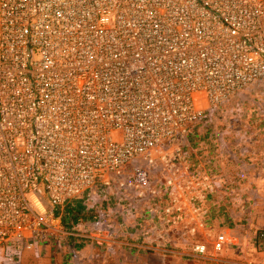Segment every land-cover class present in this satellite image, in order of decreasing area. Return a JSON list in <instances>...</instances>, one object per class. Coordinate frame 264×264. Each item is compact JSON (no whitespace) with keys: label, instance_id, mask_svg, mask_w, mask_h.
I'll return each instance as SVG.
<instances>
[{"label":"built area","instance_id":"obj_1","mask_svg":"<svg viewBox=\"0 0 264 264\" xmlns=\"http://www.w3.org/2000/svg\"><path fill=\"white\" fill-rule=\"evenodd\" d=\"M263 82L264 0H0V247L60 241L75 201L154 196V161Z\"/></svg>","mask_w":264,"mask_h":264},{"label":"crops","instance_id":"obj_2","mask_svg":"<svg viewBox=\"0 0 264 264\" xmlns=\"http://www.w3.org/2000/svg\"><path fill=\"white\" fill-rule=\"evenodd\" d=\"M248 121L228 136L206 129L189 136L183 193L173 178L163 199L157 187L165 181L151 182L154 196L75 201L56 211L68 235L30 248L8 245L0 264H201L191 254L196 244L206 245L212 264H264V112ZM221 231L236 244L215 252Z\"/></svg>","mask_w":264,"mask_h":264},{"label":"rangeland","instance_id":"obj_3","mask_svg":"<svg viewBox=\"0 0 264 264\" xmlns=\"http://www.w3.org/2000/svg\"><path fill=\"white\" fill-rule=\"evenodd\" d=\"M264 112V82L259 86H256L238 97H235L225 105L219 107L216 112L212 114L205 127L198 126L193 129L187 137L192 135L193 132H203V130H207L210 132L211 136H215L216 133H221L222 135H229L230 133L242 128H246L250 122L248 121V117H253L255 114H260ZM224 132V133H222ZM220 134V135H221ZM186 140V143H187ZM213 142H215V138H213ZM184 148H182L181 152L178 155L168 153L157 160L154 161L151 168L149 169L150 178L152 183H159L162 181L167 182L168 178L175 179L179 182L181 193H183L182 183L186 178L188 166L186 163ZM151 186L154 188L156 184ZM159 191L158 196L160 199L164 198L165 192L163 187H157ZM109 198L115 197L111 192L107 194ZM91 200V198L89 199ZM199 204V202H196ZM197 206V205H196ZM6 246L0 247V257L9 256V251L6 250Z\"/></svg>","mask_w":264,"mask_h":264}]
</instances>
